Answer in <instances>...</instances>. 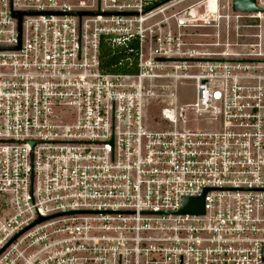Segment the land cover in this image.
<instances>
[{
    "label": "built area",
    "instance_id": "1",
    "mask_svg": "<svg viewBox=\"0 0 264 264\" xmlns=\"http://www.w3.org/2000/svg\"><path fill=\"white\" fill-rule=\"evenodd\" d=\"M155 1L0 0V264H264L262 36L182 50Z\"/></svg>",
    "mask_w": 264,
    "mask_h": 264
},
{
    "label": "rangeland",
    "instance_id": "2",
    "mask_svg": "<svg viewBox=\"0 0 264 264\" xmlns=\"http://www.w3.org/2000/svg\"><path fill=\"white\" fill-rule=\"evenodd\" d=\"M230 6H232V0H173L163 8L164 12L160 13L156 20L167 19L163 25L164 31L165 33L171 31L179 37L182 50L245 51L240 44L258 40L254 34H261L264 50V26L262 28L239 27V22L234 18ZM189 11L194 12V17L189 16ZM183 12H188L189 20L179 27L176 17ZM228 15L231 17L228 18ZM208 17L215 18V20L209 23L206 20ZM246 22H259V20L252 19ZM195 95L194 84L191 80H184L178 85V98L181 104L192 103ZM195 124L196 122L192 120L187 127H195Z\"/></svg>",
    "mask_w": 264,
    "mask_h": 264
},
{
    "label": "water",
    "instance_id": "3",
    "mask_svg": "<svg viewBox=\"0 0 264 264\" xmlns=\"http://www.w3.org/2000/svg\"><path fill=\"white\" fill-rule=\"evenodd\" d=\"M233 10L235 12H247V13H256L264 12V8H260L257 5V0H232ZM99 12H72L76 15H96ZM19 17L22 16V13H16ZM180 213H204V199H186L184 202L183 208L180 210ZM45 220V218L38 219L37 223Z\"/></svg>",
    "mask_w": 264,
    "mask_h": 264
},
{
    "label": "trees",
    "instance_id": "4",
    "mask_svg": "<svg viewBox=\"0 0 264 264\" xmlns=\"http://www.w3.org/2000/svg\"><path fill=\"white\" fill-rule=\"evenodd\" d=\"M170 1H173V0H156L155 4H153L152 6H149L148 9L156 7V6L160 5V4H166V3L170 2ZM101 50H102L101 54H102L103 66L107 70H110V71H121V68H115L114 64L116 62H118V60L120 58L125 57V54L121 53V52H118V51H117V53H114L113 50H125V49H123V48H113L111 45L103 42L102 46H101Z\"/></svg>",
    "mask_w": 264,
    "mask_h": 264
}]
</instances>
